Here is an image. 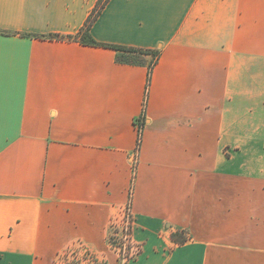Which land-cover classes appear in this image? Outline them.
<instances>
[{
  "label": "crops",
  "instance_id": "obj_1",
  "mask_svg": "<svg viewBox=\"0 0 264 264\" xmlns=\"http://www.w3.org/2000/svg\"><path fill=\"white\" fill-rule=\"evenodd\" d=\"M97 1L0 0V264H264V0Z\"/></svg>",
  "mask_w": 264,
  "mask_h": 264
},
{
  "label": "built area",
  "instance_id": "obj_2",
  "mask_svg": "<svg viewBox=\"0 0 264 264\" xmlns=\"http://www.w3.org/2000/svg\"><path fill=\"white\" fill-rule=\"evenodd\" d=\"M138 121L137 128L140 131L143 119L140 118ZM132 225L133 217L128 204L118 208L110 217L109 228L112 229V235L116 239L114 249L119 264H127L128 261L135 258L141 250V245L132 237ZM77 247L82 248L81 246Z\"/></svg>",
  "mask_w": 264,
  "mask_h": 264
},
{
  "label": "trees",
  "instance_id": "obj_3",
  "mask_svg": "<svg viewBox=\"0 0 264 264\" xmlns=\"http://www.w3.org/2000/svg\"><path fill=\"white\" fill-rule=\"evenodd\" d=\"M106 2H107V0H98L95 4L94 8L91 10L90 14L88 15L87 19L85 20L83 27L79 30V32L77 33V36H76L81 43L89 44V45H98L99 44L90 36L89 28H90L91 24L93 23V21L95 20V18L97 17L101 8L103 7V5ZM50 37H53V36H50ZM54 37L60 38V39H64V38L71 39L72 38V36H59V35H54ZM106 46L111 47L113 49H116L119 52H122L120 55L117 56V58L120 61H128L129 62L126 55H128V53H131L134 51H139V52L145 53V54H148V53L151 54L152 57H151V62L148 65V77H147V82L149 81L152 67H153L154 63L156 62V60L159 56L158 50H141V49L136 50L134 48L118 46V45H106ZM126 52H127V54H126ZM172 238L177 243H182L183 241H185L184 234L179 233V232L173 233Z\"/></svg>",
  "mask_w": 264,
  "mask_h": 264
},
{
  "label": "rangeland",
  "instance_id": "obj_4",
  "mask_svg": "<svg viewBox=\"0 0 264 264\" xmlns=\"http://www.w3.org/2000/svg\"><path fill=\"white\" fill-rule=\"evenodd\" d=\"M142 53H128L127 59L135 60L141 57ZM152 57V56H151ZM141 58H144L143 56ZM113 231L108 227L107 232V242L110 249L114 253V245L116 244V239L112 235ZM110 252V253H112ZM117 257V254H116ZM101 258V259H99ZM58 264H108L104 257H99L97 254L91 253L90 251H85L84 249L74 246L63 251L61 255L57 258Z\"/></svg>",
  "mask_w": 264,
  "mask_h": 264
}]
</instances>
